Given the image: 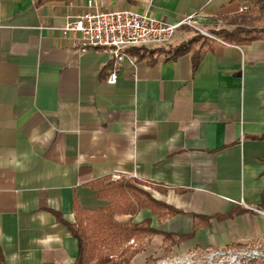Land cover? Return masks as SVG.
<instances>
[{"label": "crops", "instance_id": "0c3cea01", "mask_svg": "<svg viewBox=\"0 0 264 264\" xmlns=\"http://www.w3.org/2000/svg\"><path fill=\"white\" fill-rule=\"evenodd\" d=\"M37 1L0 0V264H73L78 240L52 210L73 223L75 203L109 205L89 182L113 174L165 187L134 182L183 210L124 214L160 231L132 238L140 251L128 264L264 245V39L237 45L212 35L194 69L193 51L167 60L161 49L193 36L182 26L168 44L139 47L161 49L153 59L131 50L134 61L111 83L110 54L81 52L78 36L59 29L71 14L120 9L169 22L196 14L212 28L242 0ZM195 215L209 223L179 240Z\"/></svg>", "mask_w": 264, "mask_h": 264}, {"label": "trees", "instance_id": "16d2710c", "mask_svg": "<svg viewBox=\"0 0 264 264\" xmlns=\"http://www.w3.org/2000/svg\"><path fill=\"white\" fill-rule=\"evenodd\" d=\"M44 2L45 0H38L37 4L40 5ZM213 34L230 43L242 45L264 39V28L239 25L232 30L227 28L214 30ZM211 42L212 39L203 34L194 35L186 41L177 44L172 50L167 51L165 59H177L179 56L193 51V65L194 69H196L204 55L212 49ZM132 51L136 53L139 58L150 57L151 59L154 58L155 54L162 52L161 49L147 50L142 48H135L132 49ZM257 139H264V135L257 137ZM134 182L150 186L160 192H167V189L159 184H153L139 179L124 177L114 179L112 176H105L89 182V186L98 191V196L100 198L109 199V205L88 211L80 209L78 204L75 203L74 211L76 212V221L73 223L65 220L60 212L52 210L57 220L63 223L78 240L79 253L73 264H119L121 262L128 264L131 258L140 251L139 248H136L131 251L129 255H125L129 253V251L128 249H123L121 253L125 256H123L121 260H113V257L107 255H101L96 259L91 247L93 241L89 232V223L93 225L98 233H102V236L104 235V238L107 239L121 235L128 241L140 233L153 234L160 232L151 227L150 219H145L138 223H134L131 219L117 221L115 219V214L118 212L117 209H120V212L123 214L135 215L142 208H150L155 214H159L161 217L183 212V210L177 209L155 198L150 192L137 186ZM261 206L264 207V192L262 194ZM238 212L240 211L238 210ZM195 217L198 218V221L194 224V230L189 234L178 236L179 240L193 237L195 231L203 222L204 224L209 223L210 217L200 215H195ZM87 219L88 222L86 221ZM163 234L165 239H170L175 236L172 233ZM94 260L95 262L93 263Z\"/></svg>", "mask_w": 264, "mask_h": 264}, {"label": "built area", "instance_id": "2783aa9c", "mask_svg": "<svg viewBox=\"0 0 264 264\" xmlns=\"http://www.w3.org/2000/svg\"><path fill=\"white\" fill-rule=\"evenodd\" d=\"M182 26L203 32L196 14L185 16L177 22H169L131 9L71 14L59 29L65 34L78 36L77 46L81 52L91 48L107 51L111 56L108 81L116 83L121 64L126 59L134 61L131 53L133 48L168 44ZM112 177L121 178L119 174H113ZM245 259H248L247 264L254 260L264 261V245L259 243L244 248L189 250L161 257L152 264H245Z\"/></svg>", "mask_w": 264, "mask_h": 264}, {"label": "rangeland", "instance_id": "374dc122", "mask_svg": "<svg viewBox=\"0 0 264 264\" xmlns=\"http://www.w3.org/2000/svg\"><path fill=\"white\" fill-rule=\"evenodd\" d=\"M256 26L259 28H264V0H242L241 8L239 9L238 13L230 15L229 19L226 21H222L218 25L212 28H207V26H203V32L199 30H193L191 31V35H197V34H203L204 36L210 37L215 34H213L214 30H218L221 28H227L229 30L234 29L237 26ZM186 30V29H184ZM182 35L186 36L185 33L182 31ZM188 36V35H187ZM186 36V37H187ZM175 42H180V39H176L173 43L169 44L167 47H161L163 51H168L169 48H173L172 44ZM118 212L115 214V219L117 221H123L126 220V218L123 216L124 214L120 212V209H117ZM88 222V219L86 220ZM89 232L92 236L93 244L91 245L93 249V253L96 257V259L101 255H107L110 257H113V260H121L123 256L129 255L133 249L131 248V244H133L134 240L132 238L130 240H125L124 237L119 235L118 237L113 238H104V235L102 236V233H98L97 230L94 229L93 225L89 223ZM237 247V246H235ZM245 246H242L240 248H244ZM123 249H128L129 253H126L123 255L121 252ZM159 258L154 259L152 261L144 262L142 264H152L155 263ZM248 259L244 260V263L247 264ZM95 260L93 261V263ZM250 262V261H249ZM251 263H264L262 260H254L251 261ZM119 264H125L124 262H121Z\"/></svg>", "mask_w": 264, "mask_h": 264}]
</instances>
